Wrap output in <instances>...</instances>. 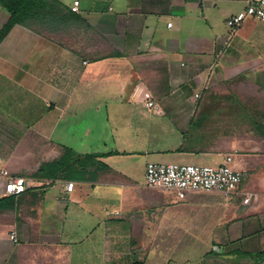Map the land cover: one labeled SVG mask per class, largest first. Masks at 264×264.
Listing matches in <instances>:
<instances>
[{"label":"crops","instance_id":"1","mask_svg":"<svg viewBox=\"0 0 264 264\" xmlns=\"http://www.w3.org/2000/svg\"><path fill=\"white\" fill-rule=\"evenodd\" d=\"M60 1L59 18L0 42V167L29 183L0 210V264H264V22L246 19L209 70L228 20L254 0ZM8 19L0 7V31ZM66 148L72 174L35 176ZM229 154L243 174L230 198L146 187L148 163Z\"/></svg>","mask_w":264,"mask_h":264},{"label":"built area","instance_id":"2","mask_svg":"<svg viewBox=\"0 0 264 264\" xmlns=\"http://www.w3.org/2000/svg\"><path fill=\"white\" fill-rule=\"evenodd\" d=\"M79 4V1H75L71 11L77 13ZM248 18L264 22V0L252 1L244 11L228 20L227 25L230 31L220 43L221 46L216 53V59L209 69L211 72L219 66L237 30ZM168 26L171 27L172 23H169ZM195 96L199 97V94ZM142 101L147 109L158 113L159 104L153 95L148 92L143 93ZM242 181L243 174L233 167L232 154L227 155L224 163L218 166L152 162L148 163L145 169L147 188L173 192L180 200H184L187 194L195 192H219L230 198L238 193ZM0 183L3 197H19L27 192L29 185L25 177L14 175L4 166L0 167ZM74 186L73 182H67L64 189L66 192H72ZM253 198L251 194H246L243 203L249 204ZM10 237L15 240L16 232L13 231Z\"/></svg>","mask_w":264,"mask_h":264},{"label":"trees","instance_id":"3","mask_svg":"<svg viewBox=\"0 0 264 264\" xmlns=\"http://www.w3.org/2000/svg\"><path fill=\"white\" fill-rule=\"evenodd\" d=\"M0 7L9 14L8 21L0 31V42L15 25L28 27L35 22L48 25V21L50 23L52 20L59 18L62 11L66 10L60 0H0ZM72 156L73 152L66 148L59 160L43 164L35 176L55 180L63 178L66 174H72L74 172L72 166L75 163L71 160ZM105 156L106 154L98 155V157ZM102 166L107 167L104 163ZM16 198L12 196L0 199V210L13 209Z\"/></svg>","mask_w":264,"mask_h":264},{"label":"rangeland","instance_id":"4","mask_svg":"<svg viewBox=\"0 0 264 264\" xmlns=\"http://www.w3.org/2000/svg\"><path fill=\"white\" fill-rule=\"evenodd\" d=\"M205 91H206V96H221L222 95L221 91H218V92L211 91V90H209V88H208V90L206 89ZM90 116H92V115L87 116L86 119L89 118ZM214 117L215 118L212 120L213 122H217V121L221 122V118H220V115L219 114H215ZM150 120H151V122L153 121L152 118H150ZM123 133L126 136H129V134H130L129 130L127 132L125 130H121V134H123ZM134 133H135V135L137 133H140L141 136L146 137L145 135H146L147 131L141 130L140 128L139 129L138 128H134ZM150 134H151V136H154L155 138H159L158 135L156 133H154L152 129H150ZM107 137H111V138L113 137L114 138V135L107 134ZM177 163H185V162H177ZM144 164H145L144 163V158H143L142 155H136L132 159V163H131V166H132V169H133L132 172L134 174V177L136 178V180L139 183H142L143 182V178L142 177H143V167H144ZM149 190H152V191H162V190H155V189H149Z\"/></svg>","mask_w":264,"mask_h":264}]
</instances>
